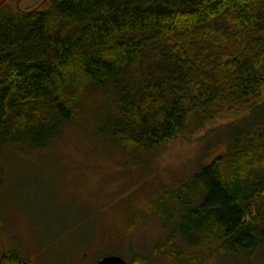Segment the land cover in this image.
I'll use <instances>...</instances> for the list:
<instances>
[{"label":"trees","instance_id":"trees-1","mask_svg":"<svg viewBox=\"0 0 264 264\" xmlns=\"http://www.w3.org/2000/svg\"><path fill=\"white\" fill-rule=\"evenodd\" d=\"M41 2L27 14L0 7V147L45 150L78 119L85 88L107 82L116 97L96 135L144 153L244 107L251 116L231 127V149L155 208L170 221L166 204L178 206L194 248L179 264H200L209 249L232 259L264 250V0ZM0 264L30 263L6 250Z\"/></svg>","mask_w":264,"mask_h":264},{"label":"rangeland","instance_id":"rangeland-1","mask_svg":"<svg viewBox=\"0 0 264 264\" xmlns=\"http://www.w3.org/2000/svg\"><path fill=\"white\" fill-rule=\"evenodd\" d=\"M40 2L22 0L20 7L28 11ZM128 73L130 79L134 73ZM115 97L111 82L103 90L87 86L78 119L45 150L23 143L0 147V258L14 250L30 264H96L106 256L127 264H138L137 257L146 264H179L180 252L194 250L180 233L178 206L166 204L170 221L155 206L201 165L229 151L231 127H244L251 111L234 107L144 153L96 135V119ZM200 264H264V250L232 259L209 249Z\"/></svg>","mask_w":264,"mask_h":264},{"label":"water","instance_id":"water-1","mask_svg":"<svg viewBox=\"0 0 264 264\" xmlns=\"http://www.w3.org/2000/svg\"><path fill=\"white\" fill-rule=\"evenodd\" d=\"M21 1L22 0H15V3H14L15 9L20 12H21V9H20ZM46 1L47 0H43L42 4H44ZM6 2L7 0H0V7L4 5ZM22 13L23 14L33 13V11H29V12L22 11ZM96 264H127V263L117 256H106V257L101 258L99 261H97Z\"/></svg>","mask_w":264,"mask_h":264},{"label":"flooded vegetation","instance_id":"flooded-vegetation-1","mask_svg":"<svg viewBox=\"0 0 264 264\" xmlns=\"http://www.w3.org/2000/svg\"><path fill=\"white\" fill-rule=\"evenodd\" d=\"M11 1V0H10ZM37 7V4L33 7V8H36Z\"/></svg>","mask_w":264,"mask_h":264}]
</instances>
